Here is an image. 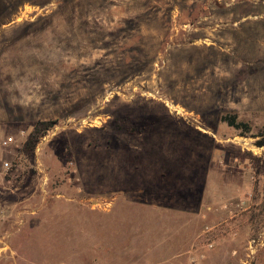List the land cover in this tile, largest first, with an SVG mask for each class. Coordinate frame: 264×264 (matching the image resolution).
<instances>
[{
	"label": "rangeland",
	"instance_id": "obj_1",
	"mask_svg": "<svg viewBox=\"0 0 264 264\" xmlns=\"http://www.w3.org/2000/svg\"><path fill=\"white\" fill-rule=\"evenodd\" d=\"M262 134L264 0H0V264H264Z\"/></svg>",
	"mask_w": 264,
	"mask_h": 264
},
{
	"label": "trees",
	"instance_id": "obj_2",
	"mask_svg": "<svg viewBox=\"0 0 264 264\" xmlns=\"http://www.w3.org/2000/svg\"><path fill=\"white\" fill-rule=\"evenodd\" d=\"M236 114H224L221 116V120L225 121L229 126H234V127H239V126H243L248 128V124L246 122L243 121H236ZM55 123L54 120H39L37 121L34 126L32 131L30 132L29 138L27 143L30 144L31 146H33L34 142L36 141V139L41 135V133L48 129L50 126H52ZM263 137L261 139H259L257 141V144L259 146L264 145V134H262Z\"/></svg>",
	"mask_w": 264,
	"mask_h": 264
},
{
	"label": "built area",
	"instance_id": "obj_3",
	"mask_svg": "<svg viewBox=\"0 0 264 264\" xmlns=\"http://www.w3.org/2000/svg\"><path fill=\"white\" fill-rule=\"evenodd\" d=\"M7 143H8V139H4L3 141H1L2 145H7ZM209 245L211 246V244H209Z\"/></svg>",
	"mask_w": 264,
	"mask_h": 264
}]
</instances>
